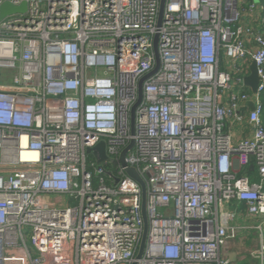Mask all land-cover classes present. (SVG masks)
Listing matches in <instances>:
<instances>
[{"label":"built area","instance_id":"2783aa9c","mask_svg":"<svg viewBox=\"0 0 264 264\" xmlns=\"http://www.w3.org/2000/svg\"><path fill=\"white\" fill-rule=\"evenodd\" d=\"M6 3L26 10L0 20V69L14 73L0 84L1 264H133L142 186L87 153L104 140L118 161L132 139L149 222L138 264H229L240 216L260 218L263 258L259 0H166L162 17L161 0Z\"/></svg>","mask_w":264,"mask_h":264},{"label":"water","instance_id":"95a60500","mask_svg":"<svg viewBox=\"0 0 264 264\" xmlns=\"http://www.w3.org/2000/svg\"><path fill=\"white\" fill-rule=\"evenodd\" d=\"M165 3L166 0H161V5H160V17H162L165 9ZM26 10V3H23L22 6H13L8 3L4 4L2 6L1 12H0V20L5 18L7 15L16 13V12H23ZM154 50H155V55H156V60L157 64L155 69L148 73L146 76L140 79L139 81V98L137 103L133 106L132 108V113H131V125H132V134L135 133V110L137 106L140 104V102L143 99V82L148 79L151 75H153L159 68L160 66V57H159V52H158V36L155 37V42H154ZM259 83V75H258V69L257 65L255 62L252 63L251 65V73L245 78V84L250 86L253 91L257 90ZM134 139L131 140L129 145L125 147V149L122 151L120 159L117 160H111L107 153V144L106 141L101 140L98 142L95 146L90 147L87 149L88 154H92L95 161L99 166H102L107 163H111L112 165H117L118 163H121L123 167H125L126 172L134 178L136 181L140 183L142 186V192H143V207H142V212H143V218H144V232L141 240V245L139 252L136 257V261H134L133 264H138V260L142 258L145 246H146V240H147V235H148V228H149V222H148V216H147V211H146V200H147V185L143 177L139 174L137 169L135 167H131L128 165L126 162L125 158L127 153L133 148L134 146ZM251 161H254V157H251ZM254 165H251V170H253ZM110 173V172H109ZM118 179H116V182ZM0 256H1V248H0ZM1 264V260H0Z\"/></svg>","mask_w":264,"mask_h":264},{"label":"crops","instance_id":"0c3cea01","mask_svg":"<svg viewBox=\"0 0 264 264\" xmlns=\"http://www.w3.org/2000/svg\"><path fill=\"white\" fill-rule=\"evenodd\" d=\"M260 218L240 216L238 224L242 227L239 236L230 240L223 248V255L230 260L229 264H264V256H255L251 252L259 249L261 240L255 225Z\"/></svg>","mask_w":264,"mask_h":264},{"label":"rangeland","instance_id":"374dc122","mask_svg":"<svg viewBox=\"0 0 264 264\" xmlns=\"http://www.w3.org/2000/svg\"><path fill=\"white\" fill-rule=\"evenodd\" d=\"M13 71H3L0 69V84L3 83V84H7L10 82V80L13 78ZM94 158L92 156H89L88 157V163L89 165L91 164V162H94Z\"/></svg>","mask_w":264,"mask_h":264},{"label":"trees","instance_id":"16d2710c","mask_svg":"<svg viewBox=\"0 0 264 264\" xmlns=\"http://www.w3.org/2000/svg\"><path fill=\"white\" fill-rule=\"evenodd\" d=\"M259 2H260V4L263 6V11L261 12V15H262V18L264 19V0H259ZM263 26H264V24H263ZM263 102H264V97H263ZM263 120H264V113H263ZM89 156H92L93 157V155L92 154H88V157ZM94 158V157H93ZM95 160V159H94ZM105 168L106 169H108V170H110V169H112V166L111 165H106L105 166ZM250 177H251V180H257V174H256V172L255 171H250L248 168H246L245 170H244ZM242 208H244V205H243V207Z\"/></svg>","mask_w":264,"mask_h":264},{"label":"flooded vegetation","instance_id":"af4514ba","mask_svg":"<svg viewBox=\"0 0 264 264\" xmlns=\"http://www.w3.org/2000/svg\"><path fill=\"white\" fill-rule=\"evenodd\" d=\"M92 163H95V164H97V162H96V161H94V162H91V164H92ZM88 164H89V163H88ZM91 164H90V165H91ZM97 165H98V164H97ZM104 165L106 166V164H104ZM104 165H102V167H105ZM98 166H99V165H98ZM90 169H92V168H90Z\"/></svg>","mask_w":264,"mask_h":264}]
</instances>
